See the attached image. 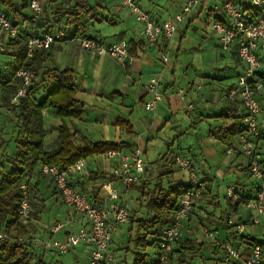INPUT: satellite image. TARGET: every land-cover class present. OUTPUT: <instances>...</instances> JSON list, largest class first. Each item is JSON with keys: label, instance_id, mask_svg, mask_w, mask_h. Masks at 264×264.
Segmentation results:
<instances>
[{"label": "crops", "instance_id": "1", "mask_svg": "<svg viewBox=\"0 0 264 264\" xmlns=\"http://www.w3.org/2000/svg\"><path fill=\"white\" fill-rule=\"evenodd\" d=\"M103 9L99 12V15L105 19L102 23H96L90 21L89 18H85L83 24L85 26V34L79 36L76 39H70L62 44L54 45L49 51H43L45 53L44 69L41 73L53 70H71L74 77L72 82L74 83L77 92L75 99L84 105L85 114L81 118L75 119H62L59 115L54 113L52 109H47L44 114V124L47 130L46 136V149L53 150L55 142L58 138V128L65 124L75 133V142L77 145H83L80 137H86L90 142H114V143H128L130 147L123 148L120 151L129 154L135 149V147L141 148L142 138L145 137L146 149L145 156L147 159V173L148 178L153 182V176L155 169L148 162L149 147L153 144V136L151 131L157 128L159 131L165 128L172 127V134L177 135L173 139H169L168 148L166 154H183L182 151H187L185 156L193 159L198 172L204 175H208L212 178V182L209 183L205 200L200 204L197 213V221L192 220L188 225V228L184 232V237L197 240L199 243H205L202 253L196 255V260H208L210 262L211 246L207 241L198 239V235L201 232L202 224H205L212 229L218 231L220 234L227 231L228 228L222 229L221 217L224 216L223 223L226 225V220L234 219V221H242L246 225L245 236H248L250 240L246 239V242H251V239L257 241L264 240V232L262 226H252L250 219L245 214V210L238 208V212L235 213L226 205L225 209L221 211V214L217 213L215 221H207L203 218L204 210H207L209 203L212 202V198H215L219 207L221 205L219 195L216 194L215 189L219 186L220 182H225L232 186H237L242 192V195L250 196L255 193V181L250 176L248 170V160L242 155L239 150L238 141L234 144L235 149L233 153L229 154L230 147L224 145L221 141V137L226 128H230L234 124L243 126L244 110L240 106L237 115V120H225L227 117V105H228V92L236 85L239 75L243 72L244 65L239 61L236 53V48L231 47L225 54H221L218 57V65L209 69V72L204 71L202 66L196 68L193 64L186 69L181 68L183 79L187 82V87L178 86L176 77H178V71L174 63L169 59L168 63H163L162 58L166 53L171 51V43L167 50H164L163 41L159 46H151L147 44L142 37V25L136 20V17L126 11L127 8L123 7L120 3H112L113 0H100ZM174 3L165 5L164 3H147V12L151 13L158 21L164 22L173 19L184 3H178V0H172ZM215 4L207 9V4L199 7L196 13H192L187 17L189 21V27L192 23L197 21L201 14L207 10L208 16L212 19L213 23L216 21V16H222L221 13V0H214ZM245 2V0H243ZM43 7L45 9L44 21L42 24L34 26L32 24V11L30 8L23 11V19L20 21L18 30L22 35L29 36L31 34H43L50 30L51 32H57L61 28H64L65 21L57 23L53 21L51 14L52 9H56L54 5L46 3V0H42ZM183 2V1H181ZM139 6L140 3L138 2ZM94 6L95 3H90ZM243 5H248L244 3ZM0 8H2L0 6ZM172 9H176L175 13H171ZM198 9V8H197ZM196 9V10H197ZM195 10V11H196ZM134 18V19H133ZM186 20L183 22L185 23ZM213 25V24H212ZM69 31H73L74 28H67ZM93 32V33H92ZM209 35H207L208 37ZM6 38V37H4ZM80 38H92L105 42L106 44H113L122 40L143 42L145 50L137 49L136 54L131 57V61L128 65L127 71L120 66L115 60L108 56H97L94 53L83 50L79 45L78 39ZM184 38V37H183ZM216 48H220L219 42L215 45ZM178 56H180L181 47L179 48ZM17 53L15 50L7 47L8 56ZM258 56L262 65V69L259 72V78H264V51L259 50ZM14 58L12 57V62ZM12 62H8L5 66H0V69H4ZM172 64V70L168 71V65ZM167 73L171 75H167ZM167 80L165 85L163 80L161 83V92L163 94V101L158 105L155 113L148 112L145 105L152 100V97L146 93L145 86L151 79L165 78ZM169 76V77H168ZM51 76L41 77L36 79V84L40 93H43L45 88L47 89L52 85ZM257 100L262 106V112L259 116V128L262 136L264 137V86L256 94ZM0 107H2L0 99ZM3 110V109H2ZM153 113V114H151ZM178 118L179 120H176ZM119 122H124L125 126L121 127ZM174 122V123H173ZM171 123V124H170ZM172 125V126H171ZM127 128L131 130L128 134ZM203 128V129H202ZM202 129V130H201ZM158 131V132H159ZM148 137V138H147ZM51 138L50 142H48ZM189 138L188 142H185L182 146V140ZM162 155L161 159L166 155ZM96 160L92 166L88 160V168L83 175H79L73 179V185L79 190L83 191L91 198L95 193L97 196V202H103L106 197L105 191L102 189L103 184L110 179L113 167L118 164V160H108L105 156H95ZM160 159V161H161ZM264 164V153H263ZM165 163L159 162L157 168L166 167ZM165 171V169H163ZM99 173V177L96 175ZM32 180L30 186L33 193L39 191V194L43 195L41 200L45 201L46 210V195L52 192L55 195L58 205H63L60 194L56 190L52 180L41 172L40 167L32 173ZM103 177H107L103 180ZM164 183L168 182L184 183L187 184V175L183 172L173 169V173L164 177ZM235 183V184H233ZM119 185V186H118ZM139 185V184H138ZM121 193L122 202L131 209L127 196L129 191L137 190V188L124 189L120 183L117 184ZM48 190V191H47ZM139 191V190H137ZM33 196V200H34ZM141 199V198H140ZM140 199L138 201H140ZM93 200V198H92ZM96 200V199H94ZM134 200V199H133ZM36 201V200H34ZM146 206V203L141 202L140 208ZM44 206V204L42 205ZM44 208V207H43ZM218 210V209H217ZM215 210V211H217ZM214 214V208H213ZM211 211V212H212ZM38 219L33 218L32 226L38 229V231L32 230L34 237L36 235L49 234L48 229L52 225H43L42 217L44 211H40ZM223 213V214H222ZM71 215V209H69V220ZM219 218V219H218ZM80 221V222H79ZM201 223V227L199 224ZM86 225V221H82L80 217H77L75 221L68 222V227L58 233L54 238L59 236L64 240L69 233H75L78 228ZM66 227V226H65ZM121 228V227H120ZM119 228V229H120ZM201 228V229H200ZM118 232V231H117ZM261 236L262 238H258ZM120 238V237H118ZM224 239L228 240L224 236ZM115 237L111 245V250L114 253ZM154 252L152 251L154 256ZM203 258H200V257ZM156 258V257H155ZM154 260V259H152ZM196 263V262H195ZM202 263V261H201Z\"/></svg>", "mask_w": 264, "mask_h": 264}, {"label": "built area", "instance_id": "2", "mask_svg": "<svg viewBox=\"0 0 264 264\" xmlns=\"http://www.w3.org/2000/svg\"><path fill=\"white\" fill-rule=\"evenodd\" d=\"M116 1L132 11L137 22L142 25V37L147 44L159 46L163 41L168 45V49L180 24L197 8L206 5L209 0H184L180 12L173 19L164 22L158 21L151 13L143 10L136 0ZM244 3L256 9L259 13L257 20L251 22L247 18ZM29 8L33 13V25L36 26L41 22L45 12L42 0H29ZM220 10L223 21H215L212 31L217 35L222 50L236 48L237 57L244 65L243 72L239 75L228 97L244 110L242 120L246 132L239 137L238 146L242 155L248 160L250 176L257 186L252 197L245 200L237 186H230L227 190V199L234 205L239 203V207L245 210L252 226H262L264 232V137L259 128L262 106L256 97L257 92L264 86V78H259L262 65L258 56L259 50L264 51V0H245V2L243 0H221ZM19 35V30L9 19L7 12L0 8V37L15 39ZM68 40L69 34L65 31L34 34L27 40L28 57L32 58L37 51H49L54 45ZM78 42L83 50L97 56H108L127 71L131 61V47L126 40L106 44L97 39L80 38ZM5 51V47L0 46V52ZM163 60L168 63V55H164ZM35 78V74L27 69L17 74L16 79L19 81V86L16 94L11 98L12 105L18 106L23 99L31 97ZM145 90L152 97L145 108L148 112L155 113L158 105L163 101L160 80L151 79L145 86ZM228 153H233V149H229ZM144 155L145 152L140 147H135L129 154L111 151L104 155L108 160L117 159L118 164L113 167L112 179L106 181L102 187L106 197L100 204H96L89 195L76 188L72 182L87 170V159H82L65 169L56 166H42V173L52 180L62 203L71 209L70 223L77 217H82L86 221V225L78 228L75 233L66 235L64 240L44 242V249L66 255L84 246L88 249L89 264H124L118 261L111 250V245L119 228L131 223L132 214L122 202L117 184L120 183L124 189H130L142 181L148 168ZM172 164L175 169L187 175V184L191 186V189L180 199L174 214V221L164 232V237L155 255V264H180L181 254L175 251V248L179 246L192 220H198L196 212L205 200L209 186L189 156L176 154ZM20 189L22 199L19 203V215L23 222H27L32 220L34 212L31 195L27 184H22ZM203 218L207 219L208 214L203 212ZM64 228L63 224H55L49 227L48 232L51 236H55ZM201 230L211 250L218 249V255L212 256L216 261L215 264H264L263 248L241 238L247 230L244 223L230 219L229 229L222 234L205 224H202ZM224 236L230 238V242H227ZM234 236H237V239ZM7 239H9V234L0 231V244ZM30 239H34L36 244L40 243L35 239L31 230L27 236L20 238V241ZM190 257L192 255L189 254L186 258Z\"/></svg>", "mask_w": 264, "mask_h": 264}, {"label": "trees", "instance_id": "3", "mask_svg": "<svg viewBox=\"0 0 264 264\" xmlns=\"http://www.w3.org/2000/svg\"><path fill=\"white\" fill-rule=\"evenodd\" d=\"M59 1H61V7L53 9L51 16L53 21L57 23L65 21L64 28L58 31L67 32L69 34V40L76 39L85 34L86 28L83 21L86 17L89 18L90 21L96 23L105 21V19L99 15V12L103 9V2L100 0H96L94 6L90 5L89 0H46V3L54 5ZM0 6L2 7L1 9L7 12L9 19L18 29L20 21L23 19V11L29 8V0H0ZM244 12L247 13V18L251 22L257 20L259 17V13L256 9L249 4L244 5ZM42 20L44 21V16ZM42 20L39 24H42ZM215 20L222 22L223 17L218 15ZM67 28H74V30L69 31ZM47 32L51 31L48 30ZM33 35L34 34L26 36L20 33L17 38L9 40L7 47L15 50L17 53L11 55L14 58L12 63L7 65L4 69H0V99L2 107L17 115L20 122V129L16 137L17 154L10 163L12 170L7 173H0V231H5L9 234V239L0 244V264H43L41 258L35 251V246L31 242V239L29 241H20V238L27 236L28 232L30 230L32 231L33 227V218L32 220L23 222L19 215V203L22 199L21 185L25 183L29 186L30 195L33 194V190L36 188L30 186V181H25L27 175L32 174L38 167L41 169L42 166H56L60 169H65L82 159H91L95 156H103L111 151H120L123 148L130 147L128 143L124 142L93 143L83 136L80 137L83 145H77L75 142V133H72L67 125L62 124L58 128L59 135L55 142L54 149L50 151L46 149L47 130L44 124V112L47 109H52L54 113L59 115L62 119H75L81 118L85 114V110L84 105L75 99L77 89L72 82L75 74L73 71H59L56 69L41 73L44 69L43 65L46 60L45 53L37 51L32 58L28 57L27 40ZM131 44V57L136 54L137 49H141L142 51L145 50L143 42H136L133 40ZM167 46L168 45L165 43L164 50H167ZM23 69H27L35 74L36 78L32 88V95L27 99H23L18 106H14L11 104V98L16 94L19 86V81L16 77ZM39 76H51L52 85L47 89L45 88L46 91L44 95L37 97L39 89L36 84V79ZM233 88L234 86L229 90L227 96H229ZM238 107H240L238 103H233L231 100H228L226 109L227 117H225V120H237V115L240 113ZM119 125L124 127L125 123L119 122ZM127 132L130 134L131 130L127 128ZM245 132L246 129L236 123L230 128L225 129L221 141L224 145L230 147V149H235L234 144ZM171 157L172 154L169 153L165 155L162 160H167L168 162ZM173 168L172 165L167 167L166 171H164L165 173H162V175L160 174L156 182H152L148 178V174H145L139 185L132 187L137 188L141 193L140 201L142 204H151V210L147 218H136L137 212L141 211L140 209L137 211L130 210L132 220L129 224V238L124 247L116 250L117 252L125 250L128 255L129 252H131L129 248L130 244H133L135 250V252H133V264H155V259H150L147 252L148 250H151V252L155 251V257L166 228L174 221V214L178 208L180 199L191 189L190 185L184 183L168 182L167 185L164 183L163 180L165 175L172 174ZM95 175L96 178H98L100 174L97 173ZM105 178L107 177H103V180ZM204 178L208 184L212 182V178L208 175H204ZM111 179L112 177H110L109 180ZM256 188L257 186L255 185V191ZM93 194L96 195L95 193ZM94 195L92 196L93 201L96 204H100V202H97V196ZM251 197L252 195H243V200L250 199ZM212 203L214 205V210L219 209V205L215 198H212V202L209 203V205ZM228 204L233 212H238L239 203L234 205L232 201H228ZM208 215L212 216L213 211H208ZM208 220L209 218H207V221ZM223 221L224 216L221 217L222 229H229L230 219L228 218V220H226V225ZM239 222L243 223L242 221ZM234 238L237 239V236H234ZM241 238L242 240H250V238L245 235ZM227 242H230V238H228ZM251 242L260 245L264 252V240L257 241L251 239ZM203 247H205V243H199L197 240L183 237L179 246L175 248V251L181 254L180 264H196V255L202 253ZM212 250L211 256H217L218 249L215 248ZM189 254L192 255V257L187 259L186 257ZM116 258H118V256ZM200 258L203 257L201 256ZM202 260L205 263L208 261L204 258ZM209 260L212 264L216 263V261H214L215 259L213 260L212 257H210ZM121 262L127 264V259L125 258V260Z\"/></svg>", "mask_w": 264, "mask_h": 264}, {"label": "rangeland", "instance_id": "4", "mask_svg": "<svg viewBox=\"0 0 264 264\" xmlns=\"http://www.w3.org/2000/svg\"><path fill=\"white\" fill-rule=\"evenodd\" d=\"M66 1V0H63ZM90 3H95L96 0H89ZM183 1V2H181ZM136 2L140 3V7L143 10H149L147 3H164L165 5H169L171 3H174L172 0H136ZM178 3H184V0H178ZM58 3H61L59 1ZM112 3H119L116 0H113ZM213 4H215L214 0H209L207 3V9L212 7ZM61 7V5L55 6L56 9ZM199 10V8L194 11L196 13ZM53 11V9H52ZM128 14L132 13V11L127 8L126 10ZM176 9H172L171 13H175ZM179 13V12H178ZM207 10L203 12L200 16V18L195 21V23H192L189 27V21L186 20L185 23L180 24L178 27V30L172 40L171 43V51L169 53H166L168 55L169 59L172 61V63L175 64L177 71H178V77H176V82L178 83V86L187 87V82L183 79V75L181 72V68H187L191 64H193L196 68H199L198 66L201 65L202 69L204 71L209 72L210 68H213V66H217L219 63L218 57H220L221 54H225L224 51L220 48H216L215 45L218 44V38L217 35L212 31V19L208 16ZM134 19V18H133ZM188 19V18H187ZM43 21V20H42ZM134 23L136 24V19L134 20ZM93 33V32H92ZM207 35H209L207 37ZM184 37V38H183ZM9 38L6 37H0V46L5 47V52H0V66H5L8 62H12V57L8 56L7 54V45L9 42ZM181 47L180 56H178L179 48ZM162 62L165 64L163 58L161 59ZM169 67L168 71L172 70V64H167ZM167 75H171L170 73ZM157 78L158 80L162 81L165 85L166 78ZM169 77V76H168ZM45 91L43 93H40L37 95V97H40L44 95ZM3 109V110H2ZM153 114V113H151ZM176 120H179L176 118ZM174 123V122H173ZM171 124V123H170ZM172 126V125H171ZM20 129V122L17 115L11 113V111L1 108L0 107V173H7L12 170L11 161L16 157L17 154V148H16V137L18 134V131ZM203 129V128H202ZM201 129V130H202ZM157 128H154L153 131H151V134L153 136V144L149 147L148 151V162L153 166L155 169L154 175H152L153 181H157L158 176L162 173H165L163 169H167V167H170L171 165L175 168V166L172 164V161L175 158V155L172 154L171 159L167 162V160H162L161 156L167 153L168 148V141L169 139H173L175 136L172 134V127L171 128H165L161 131H159ZM148 138V137H147ZM189 138H185L182 140V146L185 142H188ZM51 138H49L48 142H50ZM146 138H142L141 143V149H146L145 145ZM145 151V150H144ZM187 151H182L183 154L186 155ZM180 154V155H183ZM167 155V154H166ZM190 156V155H188ZM192 157V156H190ZM144 159L147 163L146 156L144 155ZM161 159V161H160ZM96 158L89 159V163L93 166L94 161ZM159 162L165 163L166 167L163 168H157ZM173 168V169H174ZM34 174L27 175L25 178V181L32 180V176ZM202 175V174H201ZM35 176V175H34ZM167 176V174L165 175ZM235 184V183H233ZM119 186V185H118ZM117 186V187H118ZM229 186H232L229 185ZM228 184L225 182H220L219 186L215 189V192L217 195H219L220 200V207L217 211L214 210V218L217 217V213L221 214L222 209L224 210L226 205L228 204L227 199V190H228ZM48 191V190H47ZM35 197L34 201L31 200L32 206H33V218L38 219V215L41 214L40 211H44L43 217H42V224L43 225H55V224H63L67 228L69 217V207L67 205H58L57 200L55 199V195H53L52 192L47 193L46 195V210H45V201L42 199L43 195L41 193L39 194V191L34 192L31 195V198ZM141 198V193L137 190H131L128 193L127 201L129 202L131 209L134 211H137L140 209V212H137L136 218H147L149 215V211L151 210V204L144 205V207L140 208L141 201H138ZM134 199V200H133ZM44 204V206H42ZM44 207V208H43ZM214 208L213 203L207 207L208 211H212ZM222 208V209H221ZM208 211L204 210V213L208 214ZM213 217L208 215L209 222L215 221ZM82 221L84 219L80 217ZM219 219V218H218ZM80 222V221H79ZM201 227V223L199 224ZM129 225L122 226L118 232L114 235L115 237V245H114V254L117 257L118 261H123L125 258L127 259V264H133L134 262V245L130 244V250L129 254H126V251H116L121 247H124L126 244V241L129 238ZM202 228V227H201ZM200 228V229H201ZM38 231V229L33 228L32 230ZM32 237V236H30ZM120 237V238H118ZM29 238V237H28ZM203 233L202 230L198 235V239H203ZM258 238H262L259 236ZM37 240L40 241V243L36 244L35 240L32 239L31 242L35 246V251L39 255V257L42 260L43 264H89V255H88V249L84 246H81L70 253L66 255H60L59 253L52 251V250H45L43 247L44 242H48L51 240H58L60 239L59 236H56L54 238L50 237V234H40L36 235ZM124 243V244H122ZM147 254L149 255L150 259H155V257L152 255L151 250H148ZM202 261V263H201ZM196 264H212L211 262H204L203 260H196Z\"/></svg>", "mask_w": 264, "mask_h": 264}]
</instances>
